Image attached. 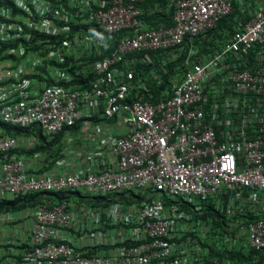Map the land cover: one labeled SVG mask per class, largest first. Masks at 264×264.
Instances as JSON below:
<instances>
[{
  "label": "built area",
  "instance_id": "2783aa9c",
  "mask_svg": "<svg viewBox=\"0 0 264 264\" xmlns=\"http://www.w3.org/2000/svg\"><path fill=\"white\" fill-rule=\"evenodd\" d=\"M143 1L0 0V120L47 135L81 119L85 132L99 121L127 130L101 139L115 159L89 155L86 173L69 170L71 156L28 173L14 152L18 138L0 134V189L13 199L83 189L90 196L74 207L71 200L34 207L30 247L0 264H223L198 236L204 211L183 206L218 208L230 192L229 231L241 226L230 218L234 204L244 205L237 193L249 194L253 212L264 209V0H239L251 18L202 54L192 40L216 27L234 0H177L169 27L150 26ZM112 34L121 37L107 44ZM169 48L175 59L187 53L183 78L165 100L136 99L142 69L126 57ZM90 225L104 231L87 244ZM248 233L250 247L264 249V217Z\"/></svg>",
  "mask_w": 264,
  "mask_h": 264
},
{
  "label": "trees",
  "instance_id": "16d2710c",
  "mask_svg": "<svg viewBox=\"0 0 264 264\" xmlns=\"http://www.w3.org/2000/svg\"><path fill=\"white\" fill-rule=\"evenodd\" d=\"M177 0H145L138 3V6L143 10V17L146 19L150 26H165L169 27L174 24L173 14L175 11V2ZM251 18L247 12H242V6L239 0L233 1L232 11L222 18L216 27L209 30L206 36L199 39H193L195 47L199 50V53L212 52L220 48L222 42L229 35L228 33L234 32L238 27L239 21H246ZM107 36V35H106ZM107 44L113 39H120V34H112L110 37L107 36ZM185 44L188 46L190 40H186ZM111 44V43H110ZM114 48V46H113ZM174 48L159 49V50H145L141 52H134L126 57V59H136L137 62L133 66L139 71V78L143 82V87L136 88L132 96L136 99H142L150 102H157L165 100L170 97L180 80L183 78L184 73L188 69L186 64L187 53H182L175 59L172 57ZM94 120L99 119L94 117ZM82 119L78 120L77 123L72 127H66L59 133L54 135H47L45 131L38 125H32L28 128L11 125L0 120V134L11 135L18 138L20 145L14 152L17 153L26 162L28 173H42L50 171L56 168V162L59 158L66 155L65 151V135L67 132L74 134H80L82 132ZM32 137L35 140L31 143ZM33 138V139H34ZM1 156V154H0ZM35 160L34 164H30V160ZM47 161V165L44 162ZM39 163V166L37 164ZM230 192L223 193V199L220 206L217 208L216 203H192L189 206H183L184 209L192 211L193 209L200 208L204 211L202 218L206 231L213 235L223 236L226 234L243 235V238H248V227L249 224L258 218L264 217V209L262 205L258 214L249 209V202H245V199L249 197L248 193H242L243 208H240V202L234 204L236 213L230 217L233 221L236 219L240 221L241 227L237 229H231L229 231L226 227L229 226V218L227 216L228 211V199ZM49 195V196H47ZM80 196V198H79ZM90 198L89 195L84 194L82 191L75 193H68L66 191H41V192H30L21 194L14 199H0V214L8 212H16L25 206L37 207L40 203L46 200H53L61 202L63 200H71L72 207L80 205L81 200ZM99 200L100 197H94ZM74 201V203H72ZM71 207V208H72ZM262 210V211H260ZM261 212V214H260ZM114 226H111L112 230ZM103 228H101L102 230ZM104 230V229H103ZM222 232V233H220ZM197 233V232H193ZM237 234V235H236ZM208 238L204 242V245L209 248L211 257H219L223 263L224 259H230L232 264H264V249L256 250L249 246V248L243 247L242 249L232 248V245L223 247H216L213 242ZM72 246H79L77 242L68 241ZM21 248L20 253L16 255L17 258H22V249L29 248L30 243L18 245ZM90 248V247H86ZM101 246L92 247L91 251L100 250Z\"/></svg>",
  "mask_w": 264,
  "mask_h": 264
},
{
  "label": "crops",
  "instance_id": "0c3cea01",
  "mask_svg": "<svg viewBox=\"0 0 264 264\" xmlns=\"http://www.w3.org/2000/svg\"><path fill=\"white\" fill-rule=\"evenodd\" d=\"M98 127L102 128L101 133L97 132ZM126 131L127 130L125 127L119 122L99 121L89 131H82L80 134L67 132L65 135L66 155L63 158L68 156L75 158V161H65L69 167V170L72 172L82 171L86 173L90 168V163L86 159L89 155L99 154L104 155L110 160H114L115 156L111 152L110 147L103 146L101 139L111 134L122 135L125 134ZM33 141L34 139L30 142L32 143ZM29 163L32 165L35 163V160H30ZM47 163V161L44 162L45 165H47ZM37 166H39V163ZM4 198L13 199L9 191L0 189V199ZM33 209L34 207L25 206L16 212L0 214V226L2 228L1 232L4 236H6L4 240H8L6 243H0V262L7 261L11 257L18 255L12 252L14 245H21L30 242L31 229L33 226ZM232 237L234 238V241L231 244L232 248L239 250L242 249V246L249 248L250 244L248 238H243V235H232ZM223 264H232V262L230 259H224Z\"/></svg>",
  "mask_w": 264,
  "mask_h": 264
},
{
  "label": "rangeland",
  "instance_id": "374dc122",
  "mask_svg": "<svg viewBox=\"0 0 264 264\" xmlns=\"http://www.w3.org/2000/svg\"><path fill=\"white\" fill-rule=\"evenodd\" d=\"M34 137H32L31 139H33ZM83 192H84V189H83ZM235 197L236 198H238L239 200H241L242 199V197L240 196V194L239 193H237L236 195H235ZM249 197H247V199H248ZM247 199H245V202H248L249 200H247ZM237 221V219L234 221V222H236ZM8 226H10V225H8ZM238 227H241V226H239L238 225ZM228 229V228H227ZM2 231V228H1V226H0V243H6L8 240H4L5 239V237L6 236H4L3 235V233L1 232ZM104 230L102 229V230H100L99 228H97V226H92V225H90V226H88V229H87V233L84 235V238L86 239L87 238V234H89V238L88 239H86V243L87 244H90L92 241H95L96 239H99L100 237H101V235H102V232H103ZM71 239H73V234H72V232L71 231H69V230H67V231H64ZM107 232H109V230L107 231ZM111 232V231H110ZM11 236H12V233H11ZM198 236H199V238L203 241V242H205V240L206 239H204L205 237L207 238V237H209V238H211L210 240H211V242H213V244L216 246V247H223V245H227V246H230L232 243H233V241H234V238L231 236V234H228L227 236H219V239L217 240V238H216V235H213L212 233L210 234V233H208L206 230H204L203 232L200 230V232H198ZM103 238L105 237V235L104 236H102ZM19 238V237H18ZM220 246H219V245ZM20 250H21V248L20 247H18V245H14V247L12 248V252H14L15 254H19L20 253Z\"/></svg>",
  "mask_w": 264,
  "mask_h": 264
}]
</instances>
